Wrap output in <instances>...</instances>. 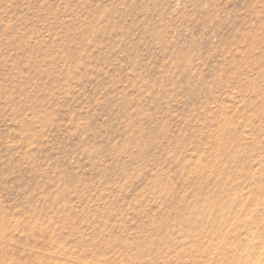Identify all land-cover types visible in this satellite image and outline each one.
I'll use <instances>...</instances> for the list:
<instances>
[{"label":"rangeland","instance_id":"obj_1","mask_svg":"<svg viewBox=\"0 0 264 264\" xmlns=\"http://www.w3.org/2000/svg\"><path fill=\"white\" fill-rule=\"evenodd\" d=\"M264 0H0V264H264Z\"/></svg>","mask_w":264,"mask_h":264},{"label":"bare ground","instance_id":"obj_2","mask_svg":"<svg viewBox=\"0 0 264 264\" xmlns=\"http://www.w3.org/2000/svg\"><path fill=\"white\" fill-rule=\"evenodd\" d=\"M264 260V259H263Z\"/></svg>","mask_w":264,"mask_h":264}]
</instances>
